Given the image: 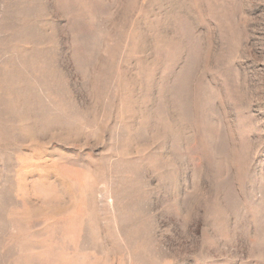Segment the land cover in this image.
I'll return each instance as SVG.
<instances>
[{
	"label": "rangeland",
	"instance_id": "374dc122",
	"mask_svg": "<svg viewBox=\"0 0 264 264\" xmlns=\"http://www.w3.org/2000/svg\"><path fill=\"white\" fill-rule=\"evenodd\" d=\"M0 264H264V0H0Z\"/></svg>",
	"mask_w": 264,
	"mask_h": 264
}]
</instances>
